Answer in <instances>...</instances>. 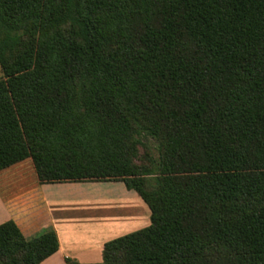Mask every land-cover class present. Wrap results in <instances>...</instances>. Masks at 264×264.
Returning a JSON list of instances; mask_svg holds the SVG:
<instances>
[{
    "label": "trees",
    "instance_id": "obj_1",
    "mask_svg": "<svg viewBox=\"0 0 264 264\" xmlns=\"http://www.w3.org/2000/svg\"><path fill=\"white\" fill-rule=\"evenodd\" d=\"M0 67V170L122 181L151 209L67 264H264V0H0ZM59 247L0 224V264Z\"/></svg>",
    "mask_w": 264,
    "mask_h": 264
},
{
    "label": "crops",
    "instance_id": "obj_2",
    "mask_svg": "<svg viewBox=\"0 0 264 264\" xmlns=\"http://www.w3.org/2000/svg\"><path fill=\"white\" fill-rule=\"evenodd\" d=\"M102 183H41L31 158L16 161L0 170V224L14 220L26 237L53 228L60 247L40 264H67V257L101 262L107 241L151 223V209L135 190L122 181ZM103 201L104 214L97 207Z\"/></svg>",
    "mask_w": 264,
    "mask_h": 264
},
{
    "label": "rangeland",
    "instance_id": "obj_3",
    "mask_svg": "<svg viewBox=\"0 0 264 264\" xmlns=\"http://www.w3.org/2000/svg\"><path fill=\"white\" fill-rule=\"evenodd\" d=\"M1 76H2V71H1V67H0V77H1ZM150 147L153 148L152 150L154 151V154H155L156 157H157V155H158L157 145H156V143H155L153 140H150ZM102 184H104V181H103ZM117 190H118V188L113 189L112 192H115V193H116ZM92 191H96V193H101L98 189H93ZM108 204H109V203H107L106 201L101 202V204H99V205L97 206L98 209L100 210L99 213L102 212V213L104 214V210H105L104 207H106ZM100 205H101V206H100Z\"/></svg>",
    "mask_w": 264,
    "mask_h": 264
}]
</instances>
